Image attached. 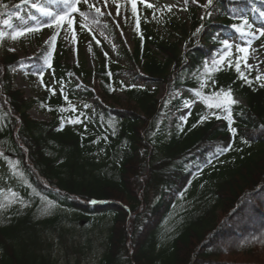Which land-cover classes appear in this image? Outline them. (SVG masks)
<instances>
[{"label":"trees","instance_id":"trees-1","mask_svg":"<svg viewBox=\"0 0 264 264\" xmlns=\"http://www.w3.org/2000/svg\"><path fill=\"white\" fill-rule=\"evenodd\" d=\"M222 1L217 30L199 19L189 2L188 20L179 25L167 13L158 18L149 1L135 0L132 52L114 25L79 5L91 14L78 30L80 41H92L97 59L92 70L71 67L54 53L63 49L66 24L54 45L39 41V52L30 60L5 48L0 56V165L10 170L15 164L18 174L9 173L0 194V264H59V251L65 252L66 264H83L99 241V264H264L256 258L223 260L264 232V76L242 72L241 61L238 73L233 60L207 76L206 62L208 67L222 40L235 37L232 25L240 23L229 1ZM29 3L0 0V22L18 18ZM261 11L264 6L254 5L239 15L252 31L264 23ZM153 19L168 33L179 31V39L165 38ZM49 28L52 36L54 28ZM123 60L144 61L146 75L125 69ZM26 63L36 73L52 74L53 83L36 100L13 83L14 71ZM78 80L95 82L99 93ZM209 81L215 87L207 90L210 94L230 88L235 103L217 108L213 97V106L199 112L196 123L190 120L170 136L159 123L163 106L149 84H162L170 94ZM119 92L127 107L105 105L119 104ZM186 101H175L174 110ZM35 106L51 121L32 119ZM202 116L207 119L201 122ZM105 221L106 233H94L92 227Z\"/></svg>","mask_w":264,"mask_h":264},{"label":"rangeland","instance_id":"rangeland-1","mask_svg":"<svg viewBox=\"0 0 264 264\" xmlns=\"http://www.w3.org/2000/svg\"><path fill=\"white\" fill-rule=\"evenodd\" d=\"M149 1L153 9L155 10L158 18H161L163 13H167L170 16H173L179 25H183L188 20L187 12L185 9L186 4L189 2L191 7L195 8L198 13L199 19H205L211 23V27L220 30V17L222 15V9L220 8L219 2L222 0H212V3L208 5V0H147ZM228 7L234 10L236 16H239L242 9L252 7L254 5L264 6V0H228ZM39 2V0H38ZM47 2V0H45ZM89 4L95 5L101 9L102 17L114 25L117 29L119 36L123 40L126 48L129 51L134 49V19L132 15V3L130 0H107V6L105 7L104 0H88ZM226 3H223V6ZM58 5H62L58 2L52 5V8L55 9ZM82 8L88 10L90 9L87 4H84L81 0L79 4ZM117 5H119V14H117ZM59 7V6H58ZM169 8L171 9L169 11ZM228 9V8H227ZM109 13H111L109 15ZM229 14V11L227 12ZM233 13V14H234ZM35 16L36 19L33 20L31 17ZM45 18L42 17L35 8L29 3L27 9H25L22 14L15 19H6L0 22V32L5 33L3 39H0V56L3 55L5 48L16 55L20 60H30L39 52V41L46 42L51 36L50 28L47 27L43 22ZM82 17L78 13L73 15V25L70 28L67 24L65 30L62 34V39L60 43L63 45V49L56 48L54 53L61 57L62 62L71 66V67H85L86 69L92 70L97 66V59L92 47V41L89 38H84L83 41L79 40V24H84ZM36 24H40L41 30L35 31L33 33H27L15 40L11 38V35L14 31L22 30L24 27H34ZM153 24L157 26V30L170 41L179 39V31H164L161 28V24L153 19ZM255 28L252 32L255 34V39L247 38L250 40L249 43H245V39H242L239 34L234 30V38L228 39L231 44V50L224 49L223 45L217 46V48L212 53L211 61L208 65L209 71L206 72L207 76H214L215 74L221 72L229 63V60L235 62L241 61L242 63V72H250L256 75L264 76V36L260 35L261 31H264V23L255 24ZM187 29L189 31L190 25L187 24ZM221 35V34H220ZM219 35V38L223 36ZM39 36V37H38ZM102 41L104 39L101 38ZM242 46L247 48L246 53H241L237 51V46ZM14 49V51L12 50ZM223 49V51H222ZM180 50H183V47L180 46ZM159 60L164 61L165 57L163 54L156 51ZM223 55L225 57L224 61L215 66L212 65L213 59H219ZM144 61H140L137 64H132L128 60L122 61V66L125 69L132 70L134 73L145 76V69L143 67ZM219 70H212L213 68ZM233 68V66H232ZM35 67L26 63L14 71L13 74V83L14 86L20 89L27 99L36 100L43 93L45 86L47 84H52V74L49 72L39 71L35 72ZM32 74V76H30ZM123 80L128 82L129 78L124 76ZM78 84L81 87L87 88L94 94L99 93L97 84L91 80L84 82L83 80H78ZM149 87L152 90L157 91V96L162 107V113L159 118V123L161 126H165V129L169 135H173L180 130L181 126H184L192 120L194 123L197 121V114L202 112V110L210 109L209 104L212 101V94L210 91H207L209 88L212 90L215 88L214 84L205 83L203 87H197L195 89H182L177 92L170 94L166 93V87L162 84L150 83ZM200 92L203 97L207 99H202L201 96L195 95L196 92ZM117 97L119 98L120 103L115 104L113 102H106L105 105L117 109H124L126 106V97L122 93H118ZM186 99L189 106H183L179 111H175L173 108V103L179 99ZM238 102L245 104L241 99H236ZM96 100H90V104H94ZM90 108V106L88 107ZM204 112V111H203ZM30 116L32 119L40 122H49L51 121V115L47 112H44L39 106H35L30 111ZM196 115V116H195ZM192 122V123H193ZM13 165L11 169L7 170L6 167L2 164L0 165V194L6 189L12 175H17L18 172L14 170ZM13 170V172H11ZM199 182H196V187L199 186ZM208 184L204 183L201 187L204 190L207 189ZM103 222L100 226H93L92 229L94 233H106V223ZM100 242L94 247L91 252L87 253V260L83 264H99L101 257ZM59 264H66V255L64 251H59ZM258 259L260 262L264 263V232L258 233L253 238L243 241L239 245V249L235 250L231 254L223 256L224 261H235V262H253ZM74 259V256H71V260Z\"/></svg>","mask_w":264,"mask_h":264},{"label":"snow or ice","instance_id":"snow-or-ice-1","mask_svg":"<svg viewBox=\"0 0 264 264\" xmlns=\"http://www.w3.org/2000/svg\"><path fill=\"white\" fill-rule=\"evenodd\" d=\"M26 2H30L31 6L33 8L36 9V11L45 18L44 20V24L47 27H52L54 28L53 31V35L49 38V40L46 41V43H49L51 45H54L55 40L57 38V36L59 35V30L63 28V26L65 24H67L70 28L73 25V13H78L80 17L83 18V20L85 21L84 24L81 25V27H85L87 21L89 20V16L91 15L88 12H84L81 11L79 9V4L81 3V0H58V2L60 4L63 5L62 8L59 9H53L52 5L54 3L57 2V0H47V2H45V0H26ZM82 2L84 4H87L88 7L90 9L94 8V11L96 14L98 15H102L101 13V9L99 7H95V5L89 4L88 0H82ZM105 2V7L107 6V0H104ZM193 2H195V0H193ZM212 3V0H208V5H210ZM148 7H152L151 4L147 5ZM6 7V6H5ZM132 8L133 11L135 12L136 9V4H135V0H132ZM171 9L169 8V11ZM111 13H109L110 15ZM117 14H119V5H117ZM260 15L262 17H264V11L260 12ZM238 19H240V23L239 24H233L232 28L239 34V36L242 39H245V43H249L250 40L247 38H251V39H255L258 38L255 36V34L251 31L252 25L249 23L248 19L243 17V15H239L237 16ZM31 19L35 20L36 17L33 16L31 17ZM93 22L95 21V18L93 17ZM41 30L40 28V24H36L34 27H24L22 30H17L14 31L13 34L11 35V38L13 40L27 34V33H33L35 31H39ZM200 32V29H197V33ZM195 35V33H194ZM261 36H264V31L260 32ZM5 36V33L0 32V39H3ZM222 45L224 46V49H228L229 52L231 50V44L229 43V40L224 39L221 41ZM14 51V49H12ZM223 51V49H222ZM237 51L241 52V53H246L247 52V48L246 47H242V46H237ZM225 57L223 55H221L219 57V59H213L212 61V65L215 66L217 64H220L224 61ZM229 66H231V60H229ZM212 70H219L216 69L215 67ZM205 71H209L208 67H207V62H206V66H205ZM236 71L239 73L240 72V66H239V62L236 63ZM241 77L243 78V73H240ZM257 79H260V77L258 76ZM250 83V81H249ZM204 85L201 84V87H203ZM53 94H55V92L53 91ZM195 95L197 96H201L202 99H207L206 97H203L202 94L200 92H196ZM212 96L215 98L216 103H215V107L220 108L223 107L225 105H229L231 103H235L234 100H232L231 97V89L229 88L227 92L224 91V89H220L219 92H214L212 94ZM65 100H67V97H65ZM185 106H189L188 102H185ZM213 105L209 104V107H212ZM85 107H89L88 105H85ZM51 110V109H49ZM64 109H61V111H63ZM220 117H217V119H219ZM207 119V116H202L201 117V122L203 120ZM73 122H78V121H73ZM229 123L231 124V120H229ZM195 126V125H194ZM229 130L231 132H233V134H235V129L234 128H229ZM223 150H228V149H223ZM0 155H2V153H0ZM13 168H15V164H13ZM51 203V202H49Z\"/></svg>","mask_w":264,"mask_h":264}]
</instances>
